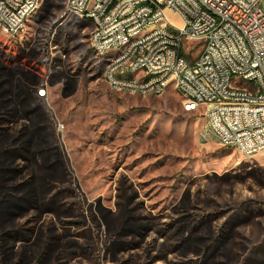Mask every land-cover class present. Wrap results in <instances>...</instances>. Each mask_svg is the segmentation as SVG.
Instances as JSON below:
<instances>
[{
	"label": "rangeland",
	"instance_id": "rangeland-1",
	"mask_svg": "<svg viewBox=\"0 0 264 264\" xmlns=\"http://www.w3.org/2000/svg\"><path fill=\"white\" fill-rule=\"evenodd\" d=\"M92 30L67 0L0 28V264H264V152L113 88Z\"/></svg>",
	"mask_w": 264,
	"mask_h": 264
},
{
	"label": "built area",
	"instance_id": "built-area-1",
	"mask_svg": "<svg viewBox=\"0 0 264 264\" xmlns=\"http://www.w3.org/2000/svg\"><path fill=\"white\" fill-rule=\"evenodd\" d=\"M87 2H96V9H87ZM36 4L37 0H0V28L14 35L22 29L24 10ZM169 10L178 13L184 24L172 22ZM67 11L96 25L91 49L98 60L106 47L123 44L127 36L152 33V41L145 44H153L159 57L139 55V62L131 67L145 65V72L130 83L158 95L174 86L184 105L216 119V129L207 127L205 137L214 135L223 145L249 155L264 152V0H187V4L174 0L173 7H165V0H70ZM164 24L181 29L182 38L166 36ZM197 45L201 48L194 54ZM142 46H131L129 51ZM222 49L236 50L235 59H221ZM240 52L248 53V61H240ZM175 56L186 57L187 65L153 75L154 65L161 64L163 57ZM207 58H215V67L200 70V61ZM186 68H196V77L181 82ZM104 71L113 88L121 84L115 81V62L104 66ZM225 71H235L238 82L225 78ZM252 77L261 78V97H253ZM207 80L217 81V91H209ZM228 84H235V91H228ZM215 96H223V103H215Z\"/></svg>",
	"mask_w": 264,
	"mask_h": 264
},
{
	"label": "bare ground",
	"instance_id": "bare-ground-1",
	"mask_svg": "<svg viewBox=\"0 0 264 264\" xmlns=\"http://www.w3.org/2000/svg\"><path fill=\"white\" fill-rule=\"evenodd\" d=\"M41 0H37V4L33 7L27 8L23 12L24 22L22 29H16L14 35L24 30L26 21L28 18L38 9ZM176 4H187V0H176ZM174 0H165V7H173ZM70 7V0H67V9ZM87 9H96V2H87ZM93 25V30L90 39V46L94 47V39L97 35V27ZM165 35L171 38H182V30L177 26L171 24H164ZM152 41V33L140 32L132 36H127L123 40V44L118 46L106 47V52L102 53V58L106 60V66H111L115 62V81L121 82V84L114 86L118 89H125L129 91H140L144 93L153 91H146L145 87H138L132 85L130 81L137 79V72L143 70L145 72V65L133 64L139 62V55H151V57H159V50H153V44H145ZM143 45L139 48V51H129V47ZM236 50L234 49H222L220 50L221 59H235ZM240 61H248V53L240 52ZM181 65H187V58L184 56L163 57L161 64H155L153 67V75H161L166 68H178ZM209 67H215V58H207L204 61H200V70H208ZM125 68H128V72L135 73L134 76H130L124 72ZM189 77H196V68H186V75H181V82H188ZM225 78L231 79V82H238V74L235 71H225ZM107 79V78H106ZM252 82H255V89L253 90V97H261L263 93V86L261 85V78L252 77ZM253 84V83H252ZM207 87L209 91H217V81L207 80ZM228 91H235V84H228ZM215 103H223V96H215ZM184 109L187 111H193V106L184 105ZM208 129H216V119L207 118ZM207 129L205 130V133ZM244 154H248L246 151H241Z\"/></svg>",
	"mask_w": 264,
	"mask_h": 264
},
{
	"label": "crops",
	"instance_id": "crops-1",
	"mask_svg": "<svg viewBox=\"0 0 264 264\" xmlns=\"http://www.w3.org/2000/svg\"><path fill=\"white\" fill-rule=\"evenodd\" d=\"M92 25V24H91ZM103 59V58H102ZM103 63H105L106 64V60H104L103 59ZM124 72H126V73H128L130 76H134L135 75V73H133V72H128V68H125V70H124ZM139 74V72H137L136 73V75H138ZM184 107V106H183ZM206 120H207V118H206ZM207 126V125H206ZM234 147V146H233Z\"/></svg>",
	"mask_w": 264,
	"mask_h": 264
}]
</instances>
